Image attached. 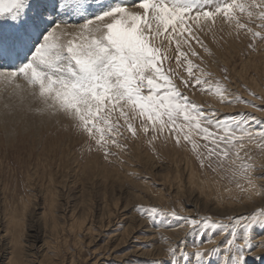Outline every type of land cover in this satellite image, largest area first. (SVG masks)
I'll use <instances>...</instances> for the list:
<instances>
[{
  "label": "snow or ice",
  "instance_id": "1",
  "mask_svg": "<svg viewBox=\"0 0 264 264\" xmlns=\"http://www.w3.org/2000/svg\"><path fill=\"white\" fill-rule=\"evenodd\" d=\"M225 29L264 41V0H0V84L27 91L38 111L65 118L105 159L120 140L143 136L153 144L163 137L190 146L201 170L220 172L249 193L253 207L239 214L133 206L157 231L187 229L169 243L167 259L151 264H264V184L245 162L251 145L264 151V120L218 112L188 94L264 111L201 67L203 37ZM220 71L228 81V70Z\"/></svg>",
  "mask_w": 264,
  "mask_h": 264
},
{
  "label": "rangeland",
  "instance_id": "2",
  "mask_svg": "<svg viewBox=\"0 0 264 264\" xmlns=\"http://www.w3.org/2000/svg\"><path fill=\"white\" fill-rule=\"evenodd\" d=\"M203 40L208 52L196 49L201 67L232 94L264 108V41L228 35L227 29ZM221 68L228 70V81ZM188 94L218 112L264 120V111L243 103L221 105L212 94ZM7 129L0 131V264H151L167 259L169 243L184 239L187 229L157 231L130 211L133 206L175 209L180 215L239 214L253 207L249 193L222 173L201 170L190 146L163 137L153 144L143 136L120 140L110 148L115 155L105 159L59 115L37 133ZM250 148L251 160L245 162L255 167V182L264 184V151ZM252 200L260 203L258 197ZM187 239L191 245L192 237Z\"/></svg>",
  "mask_w": 264,
  "mask_h": 264
},
{
  "label": "bare ground",
  "instance_id": "3",
  "mask_svg": "<svg viewBox=\"0 0 264 264\" xmlns=\"http://www.w3.org/2000/svg\"><path fill=\"white\" fill-rule=\"evenodd\" d=\"M39 107L41 106L27 91L14 92L13 87L0 84V131L6 132L7 127L9 129L16 127L18 132L22 129L34 130L37 133L41 127L48 126L53 123L56 116L58 117V115L38 111ZM12 136L14 135L9 137ZM15 264L19 263L15 262Z\"/></svg>",
  "mask_w": 264,
  "mask_h": 264
}]
</instances>
